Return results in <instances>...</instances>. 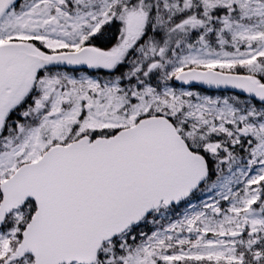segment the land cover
I'll return each instance as SVG.
<instances>
[{
  "label": "snow or ice",
  "instance_id": "1",
  "mask_svg": "<svg viewBox=\"0 0 264 264\" xmlns=\"http://www.w3.org/2000/svg\"><path fill=\"white\" fill-rule=\"evenodd\" d=\"M0 264H264V0H0Z\"/></svg>",
  "mask_w": 264,
  "mask_h": 264
}]
</instances>
